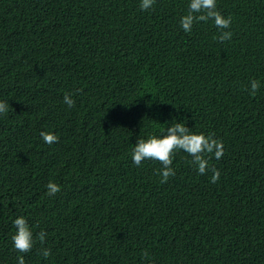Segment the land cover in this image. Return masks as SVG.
I'll return each instance as SVG.
<instances>
[{
	"label": "trees",
	"instance_id": "trees-1",
	"mask_svg": "<svg viewBox=\"0 0 264 264\" xmlns=\"http://www.w3.org/2000/svg\"><path fill=\"white\" fill-rule=\"evenodd\" d=\"M216 2L222 44L213 21L183 32L189 0H0V222L47 234L25 264H264V0ZM175 122L223 142L217 183L184 152L164 184L133 164Z\"/></svg>",
	"mask_w": 264,
	"mask_h": 264
},
{
	"label": "clouds",
	"instance_id": "clouds-1",
	"mask_svg": "<svg viewBox=\"0 0 264 264\" xmlns=\"http://www.w3.org/2000/svg\"><path fill=\"white\" fill-rule=\"evenodd\" d=\"M156 0H140V10L148 11L153 8ZM209 21L214 22V26L219 30V36L214 37L219 43L230 41L232 32L227 31L232 24V17L225 18L217 10L216 0H189L187 14L180 18V28L184 33L190 34L196 23ZM260 88V81H250L249 95L255 97ZM82 91V89L78 90ZM73 94H65L63 102L69 108L75 107V100L72 99ZM8 104L0 101V115L6 114ZM43 142L49 146L59 143V137L51 132L40 133ZM226 147L221 140L214 137V133L205 135L203 132H192L183 122H175L167 127L166 134L162 136L149 135L146 139L141 138L136 141L135 146L131 150V160L137 167L142 165L144 161H155L161 165L156 170V175L160 178V183L164 184L170 178L175 177L176 169L172 167L177 152H184L191 157L187 163L195 166L200 175L211 172V183H217L220 177V171L215 168H209V160L214 157L216 160L222 159ZM47 195L53 197L61 192V186L49 182L46 185ZM46 233L39 232L34 240L33 232L24 217L15 216L11 219L10 225L0 222V254H6L16 264L15 253L17 255V264H25L24 256L32 251L34 243L39 241L41 246L46 240ZM39 254L45 259L50 257L51 251L48 248L41 247ZM144 258L148 257L147 252H143Z\"/></svg>",
	"mask_w": 264,
	"mask_h": 264
}]
</instances>
